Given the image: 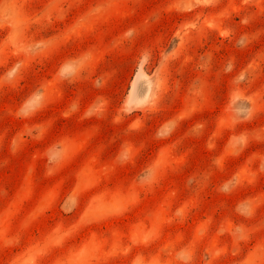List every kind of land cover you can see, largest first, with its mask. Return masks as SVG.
I'll list each match as a JSON object with an SVG mask.
<instances>
[{
	"label": "rangeland",
	"instance_id": "obj_1",
	"mask_svg": "<svg viewBox=\"0 0 264 264\" xmlns=\"http://www.w3.org/2000/svg\"><path fill=\"white\" fill-rule=\"evenodd\" d=\"M0 264H264V0H0Z\"/></svg>",
	"mask_w": 264,
	"mask_h": 264
}]
</instances>
